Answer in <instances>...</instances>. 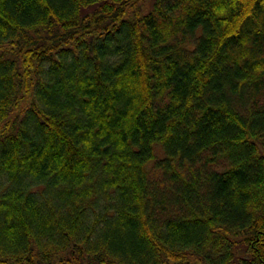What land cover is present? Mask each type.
<instances>
[{"label":"trees","instance_id":"1","mask_svg":"<svg viewBox=\"0 0 264 264\" xmlns=\"http://www.w3.org/2000/svg\"><path fill=\"white\" fill-rule=\"evenodd\" d=\"M0 264H264V0H0Z\"/></svg>","mask_w":264,"mask_h":264}]
</instances>
